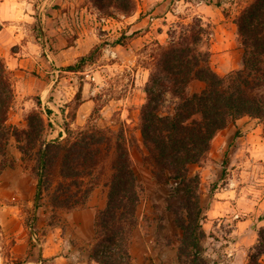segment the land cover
Segmentation results:
<instances>
[{"label": "rangeland", "instance_id": "rangeland-1", "mask_svg": "<svg viewBox=\"0 0 264 264\" xmlns=\"http://www.w3.org/2000/svg\"><path fill=\"white\" fill-rule=\"evenodd\" d=\"M203 1L205 8H200L197 0H135L130 15L113 9L112 15H105L90 0H34V45L25 43L23 48L19 44H1L0 47L14 92L10 120L18 114L25 121L29 112L39 110V106L50 107L52 103L62 104L61 109L70 118L78 106L75 95L81 91V98L82 94H88L92 99L82 126L90 117V123L112 136L120 129L125 130L141 185L137 225L129 244L131 264H186L184 258L178 259L179 231L174 229L170 216L163 213V192L142 162L145 148L138 128L139 109L145 99L144 86L149 74L146 66L151 52L145 45L155 40L167 41L173 29L176 34L181 28L195 32L203 29L198 47L209 50L220 34H233L240 54L232 51L226 59L238 63L234 69L241 64L243 46L234 21L254 0ZM198 12L206 17L199 18ZM85 15L89 16L87 21ZM76 16L78 23L71 20L73 17L76 21ZM124 16L140 21V25L132 28ZM107 20L115 24L110 27ZM144 32L151 33L146 41H132ZM81 33L84 36L80 48L68 52L70 45L77 44L75 39ZM128 44L132 51L124 48ZM95 46L98 48L92 62L77 71L66 68ZM19 48L22 52L17 56L14 53ZM11 55L19 57L18 62L22 58L28 60L11 66ZM223 70L219 74L226 73ZM198 88L193 83L187 92ZM170 99L167 96L164 110L171 109ZM248 117L242 123L234 121L217 131L205 156L190 166L200 177L201 203L206 213L202 246L208 264H248L247 255L257 243V231L264 228V121ZM66 123L70 124V120ZM18 127L26 128V121L25 127ZM46 131L48 134L49 127ZM5 159L6 167L13 171L21 161L19 173H23L24 179L17 190H9L6 195L0 190V264H79L76 249L65 253L54 248V239L47 238L49 226L59 222L60 211L66 209L53 208L48 193L35 198L38 178L34 152L22 160L11 138ZM26 178L34 185H28Z\"/></svg>", "mask_w": 264, "mask_h": 264}, {"label": "trees", "instance_id": "trees-1", "mask_svg": "<svg viewBox=\"0 0 264 264\" xmlns=\"http://www.w3.org/2000/svg\"><path fill=\"white\" fill-rule=\"evenodd\" d=\"M105 15L113 10L130 15L135 0H90ZM219 5V3H216ZM243 46L240 67L219 74L211 66L210 51L198 47L204 30L181 28L163 43L150 45L145 99L139 109V134L145 153L142 162L162 190L163 213L179 231L178 259L186 264H208L202 242L206 217L201 203L200 177L190 170L208 152L215 133L243 116L264 121V0H254L235 18ZM98 46L66 68L80 70L95 58ZM193 80L199 91L187 92ZM78 91L75 100L80 104ZM167 96L171 109H165ZM14 98L12 84L0 56V175L8 166L7 147L14 138L22 160L34 152L37 167L35 198L48 193L53 208L85 205L100 181L107 187L105 207L96 212L89 258L98 264H131L130 237L137 225L140 179L135 170L125 130L110 135L90 123L71 128L54 119L47 106L25 116L26 128L7 122ZM38 105L40 104L37 101ZM77 104V105H78ZM74 118V113L70 120ZM53 121L61 130L47 137ZM162 226V223H159ZM249 251L248 264H264V228Z\"/></svg>", "mask_w": 264, "mask_h": 264}, {"label": "crops", "instance_id": "crops-1", "mask_svg": "<svg viewBox=\"0 0 264 264\" xmlns=\"http://www.w3.org/2000/svg\"><path fill=\"white\" fill-rule=\"evenodd\" d=\"M33 1L34 0H0V47L1 44H6L8 46L11 44H19L20 47L23 48L26 46L25 43L34 45V32L32 30V27L34 25V22L36 21V18L33 14L35 11ZM196 4L200 6V8L201 6H203L204 8L206 7V4L203 0H197ZM205 10L206 9H204L203 11ZM197 16L204 19L206 17V14L198 12ZM75 18L76 21L75 19H73V17L71 18V20H74V22L78 23L77 16ZM88 19L89 16L85 15L84 20L87 21ZM124 20H126L128 24H132V28L134 26L140 25V21H134V19H131L130 17L124 16ZM107 21L110 22L108 25L110 27L115 24L114 21ZM60 33H63V26H61L60 28ZM149 34L151 33L144 32L142 36H139L138 38H136V40L134 39L132 41H146V37H148ZM160 35L161 34H158V38H161ZM83 36V33L77 36V38L75 39V42L77 44L70 45L68 49L71 50L68 52H73V50H77L80 48ZM233 40V34H220V36L210 46L209 51L211 53V66L218 73L223 69L224 70L221 72H227L238 67L237 62H232L226 59L229 53L232 51H234L235 53L239 52L240 54L241 49H239L237 45L234 44ZM124 48L127 51H132V46L130 44L126 45ZM111 50L112 49H110V51ZM21 52L22 49L19 48V50L14 54H17L18 56ZM113 53L114 51H111V54ZM216 58H218L219 62L216 60ZM10 59L11 60L9 61V63L11 64V66L20 64L22 60H28L22 58L18 62L19 57H16L15 55H11ZM216 62H218L217 65ZM147 75L144 70L145 79ZM193 83L199 85V88L194 91H199L204 86L203 82L193 80L189 83L188 87ZM81 100L82 101L80 102V104H78L76 111L74 112V118L71 120L66 116V111H63L61 109L62 104L55 105L52 103V105L48 108L53 111L54 119L60 121L65 120L67 122L70 120V125L76 124L77 126H82L87 115L89 114L92 99L88 94H82ZM24 109H26V107H24ZM247 117L248 116H243L241 118H238L235 120V123H242L243 120ZM7 122L12 125L25 127V121L18 114L13 116L11 120L8 118ZM51 122L53 123V126L49 127L48 134L46 131L47 137L56 136L61 130V128L56 123H54L53 121ZM18 158L19 157L16 156V160H18ZM20 163L21 161L18 162L19 165L17 166L18 169L16 168V171H13L10 167H6L3 169L0 175V190L2 195H6L9 190H17L20 182L22 181V179H24V177L22 176L23 173H19L21 172ZM25 180L28 185L33 184V181L29 180V178H26ZM32 188L33 187L30 186V192L31 190H33ZM106 192L107 187L104 184L94 187L88 195L84 206L60 211V221L49 226L50 234H48L47 238L54 239V248L64 250L65 253L74 252V249H76L77 260L79 261V264H98L93 260H90L88 248L94 233L95 214L97 211L105 207ZM46 214L49 213L47 212ZM51 232L54 233L51 234ZM232 263L236 264L235 262Z\"/></svg>", "mask_w": 264, "mask_h": 264}]
</instances>
